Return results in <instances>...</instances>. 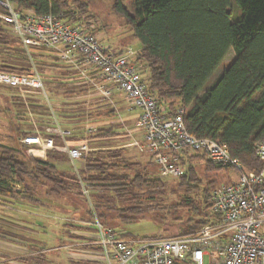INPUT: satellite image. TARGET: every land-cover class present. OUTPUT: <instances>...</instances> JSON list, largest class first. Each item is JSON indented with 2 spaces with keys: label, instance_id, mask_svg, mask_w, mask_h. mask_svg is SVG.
<instances>
[{
  "label": "trees",
  "instance_id": "trees-1",
  "mask_svg": "<svg viewBox=\"0 0 264 264\" xmlns=\"http://www.w3.org/2000/svg\"><path fill=\"white\" fill-rule=\"evenodd\" d=\"M9 1L16 9L32 10L37 16L53 13L76 22L95 18L90 12L93 0ZM133 4V12H130L124 0H113V10L125 17L133 36L141 43L134 62L147 82L148 91L169 113L184 107V121L191 134L216 140L239 158L247 170L260 172L263 163L255 147L258 141L264 140V0H134ZM6 12L0 4V14ZM97 25L96 31L104 33L102 25ZM37 49L41 48L25 47L12 26L0 19V57L4 53L16 54L24 58L17 57L14 61L29 62L28 56L32 55L34 65L40 66L42 71L40 64L47 62L39 60ZM231 49L235 57L213 83L207 85ZM9 59L0 63L1 71L20 74L32 71L29 63L28 66L18 65L10 63ZM71 69L67 73L73 79L81 76L78 69ZM85 82L78 89L69 86L64 96L70 97L76 90L79 94L87 93L90 83ZM43 110L38 111L45 112L47 107ZM45 129L44 126L39 131L24 132L21 137L52 136L56 142L68 141L70 145L83 142L70 130H66L69 133L61 140L62 137ZM104 131L99 135L114 134L109 129ZM19 142V147L0 143V199L18 202L28 197L31 200L34 185L60 197L73 195L75 190L77 195L78 190L89 204L87 214L91 220L97 214L104 225L117 227L119 221L130 223L150 216L170 234L169 228L163 225L167 205L165 181L151 177L147 166L140 162L129 161L123 148L90 146L79 158L83 164L76 173L62 169L59 172L50 159L28 152L34 146ZM58 151L61 159L69 156L65 148ZM48 153L57 158L54 151ZM195 155L187 153L186 156ZM207 165L216 172L228 169L209 160ZM188 167V173L179 183L184 193L169 209L184 215L179 218L183 234L196 233L214 220L211 192L216 186L202 187L203 182L198 184L201 178L195 166ZM84 183L89 198L83 193Z\"/></svg>",
  "mask_w": 264,
  "mask_h": 264
},
{
  "label": "built area",
  "instance_id": "built-area-1",
  "mask_svg": "<svg viewBox=\"0 0 264 264\" xmlns=\"http://www.w3.org/2000/svg\"><path fill=\"white\" fill-rule=\"evenodd\" d=\"M0 4L7 9L0 14V19L12 26L25 47L55 50L59 59L78 69L100 96L112 101L115 90H119L140 110L138 124L143 129V141L138 144L150 152L162 174L183 175L187 150L201 151L216 165L234 168L239 174L237 181L212 190L214 220L196 233L127 237L124 231L104 225L94 214L91 221L83 224L89 231H96V237L83 238L79 243L87 249L91 262L204 264L208 257L210 264H264V140L258 141L255 147L263 163L262 170H246L225 145L188 131L184 107L169 113L158 103L134 62L137 51L131 47L111 49L102 42L96 31L99 23L96 19L76 22L53 13L37 16L32 10L16 9L9 0H0ZM0 83L41 86L42 80L37 74L0 71ZM49 131L60 136V131ZM20 139L42 149L54 146L52 136L26 135ZM67 148L74 160L81 158L89 145L81 142Z\"/></svg>",
  "mask_w": 264,
  "mask_h": 264
},
{
  "label": "rangeland",
  "instance_id": "rangeland-1",
  "mask_svg": "<svg viewBox=\"0 0 264 264\" xmlns=\"http://www.w3.org/2000/svg\"><path fill=\"white\" fill-rule=\"evenodd\" d=\"M133 3L134 0H124L126 8L130 12H133ZM233 9L237 13L236 7ZM90 12L95 15L94 19L102 25L104 33H101L100 36H104L105 41L109 42L113 49L122 48L121 45H124L126 49L131 47L135 51L137 48H141L140 41L133 36L127 26L125 17L113 10V0H93ZM35 53L41 56L40 61L47 62L40 64L42 71L40 66L34 65L32 55L28 56L29 62L27 60L14 61L17 57L24 58L16 54L11 55L12 59L10 55H7L8 53H4L0 57V63L8 58H10L9 62L13 64L28 66L29 63L32 71L24 74H37L42 80L41 86H13L0 83V143L19 147L21 140L20 138L18 140L19 136L21 137L24 132L39 131L45 126L51 131H60L61 140L69 133L66 130H70L77 140L83 139V142L88 143L89 149L90 146L92 148H123L125 157L129 161L140 162L142 166H147L151 177L157 176L165 181L167 197L165 203L167 205L164 209L166 211L163 213L165 214L163 225L164 228H169V235L183 234L179 223V218H182L183 214L180 211L171 212L169 209L184 193V188L179 183L180 178L188 173V165L195 166L197 175L201 178L198 184L203 182L202 187H210V185L215 187L237 181L239 176L237 170L224 167L228 169H218L219 171L216 172V169L208 167L205 153L191 150H187L186 153H195L196 155L185 158L183 175L172 177L162 174L155 165L150 152L138 144L143 141H139L143 129L138 124L140 118L138 108L133 107L127 101V106L122 109L121 105L114 102V94L112 101L103 98L80 72L81 76H76L73 79L71 74L67 73L72 70L73 66L69 62L61 61L55 50L41 48L37 49ZM234 57L235 51L231 49L207 85L213 83ZM2 72L20 74L9 71ZM75 78L78 81H74ZM83 81L91 85H88L90 88L87 93L79 94V91L76 90V93L70 97L64 96L69 86H75L78 89L82 87L80 84ZM45 106L47 107L45 112L38 111L43 110ZM137 114L139 115L136 116ZM106 129L113 131L114 134L99 135L106 132L104 131ZM52 138L54 146L50 149L35 148L37 146H34L28 152L42 159H50L56 164L59 172L60 169H65L77 173L83 160H79V158L74 160L77 163V168L74 169L65 158L61 159L60 151L57 152L66 146L67 149H70L74 145H70L71 143L66 140L67 143H61L60 140L56 142L55 138ZM53 151L57 154V158L49 155L48 152ZM78 162L80 163L78 164ZM244 168L246 169L245 166ZM248 171L253 172V170ZM82 185V189L87 191L83 192L85 197L89 198V191L85 183ZM74 192L73 195L60 197V194H47L45 188L34 185L31 200L28 197L22 198L18 202L0 199V264H96L88 259L89 253L84 245L79 244L81 240H84L83 238L96 237L97 232L89 231V228L83 224L86 221H91L87 214L89 204L84 202V196H80L78 190L77 195L76 190ZM168 210L169 213H167ZM166 215L168 216L166 217ZM116 228L124 231L127 237L134 238L160 233L167 235L159 223L150 216L130 223L119 221ZM204 264H210L208 257L205 258Z\"/></svg>",
  "mask_w": 264,
  "mask_h": 264
},
{
  "label": "crops",
  "instance_id": "crops-1",
  "mask_svg": "<svg viewBox=\"0 0 264 264\" xmlns=\"http://www.w3.org/2000/svg\"><path fill=\"white\" fill-rule=\"evenodd\" d=\"M102 38V42H104V43H106V44H110L109 42H106L105 40V37L103 36V37H101ZM111 45V44H110ZM121 46H123L124 47V45H121ZM140 48H137L136 50H139ZM114 102L115 103H117L118 105H121V107H122V109L124 108V106H127V99H126V97H125V95L121 92V91H119V90H115V92H114ZM116 105V104H115ZM129 105V104H128ZM128 108V107H127ZM139 114H137L136 116H138ZM45 131L47 132V133H51V132H49V130L48 129H45ZM19 138H20V136L18 137V140H19ZM143 140V132L141 133V136L139 137V141H142ZM138 141V142H139ZM65 159H66V161H68V162H70V164H71V166L74 168V169H76V167H77V163H76V161H74V160H72L71 158H70V156H68V155H66L65 156ZM80 162H78V164H79ZM65 170V169H64ZM116 228V227H115ZM125 236H126V234H125Z\"/></svg>",
  "mask_w": 264,
  "mask_h": 264
}]
</instances>
